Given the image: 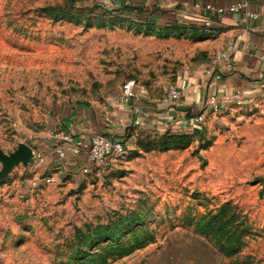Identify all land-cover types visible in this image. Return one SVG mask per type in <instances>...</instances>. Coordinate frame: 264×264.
Returning a JSON list of instances; mask_svg holds the SVG:
<instances>
[{"label": "rangeland", "instance_id": "374dc122", "mask_svg": "<svg viewBox=\"0 0 264 264\" xmlns=\"http://www.w3.org/2000/svg\"><path fill=\"white\" fill-rule=\"evenodd\" d=\"M181 10L0 0V172L33 151L0 175V264H264V89L190 129L134 128L87 173L38 165L53 130L109 110L126 81L159 102L208 60V27Z\"/></svg>", "mask_w": 264, "mask_h": 264}, {"label": "crops", "instance_id": "0c3cea01", "mask_svg": "<svg viewBox=\"0 0 264 264\" xmlns=\"http://www.w3.org/2000/svg\"><path fill=\"white\" fill-rule=\"evenodd\" d=\"M235 1H246L248 8L257 14L256 18H246L243 14H233L225 11L222 15L212 17L208 13L198 12L194 9L195 2L214 3L217 5L229 6ZM181 16L193 24H200L195 19L213 18V24L208 27V40L210 46L208 50V60L199 67H193L183 72L179 80L178 87L181 89V96L175 104L177 111L193 110L199 112L207 96L214 94L226 108L230 103L232 93L241 89L246 92V99L253 98L254 94L264 87L258 81L259 74L264 72V0H182ZM203 25V24H202ZM233 45L231 62L221 61L216 69L222 73V77L217 79L208 74L211 60L222 50ZM145 102L157 101L156 99H146L140 93ZM109 110L92 112L90 115H79L77 120L67 123V130L76 134H84L87 138L95 132L112 133L117 137H124L132 130L130 127V115L128 107L115 105L109 102ZM107 118L113 120L108 121ZM192 122V121H191ZM150 123L152 128L161 129L174 125V119H168L162 112L154 113ZM148 131V130H146ZM51 135V134H50ZM123 135V136H122ZM49 144L45 145L46 155L39 159L38 165L48 167L57 165L59 170H63L65 164H59L58 156L54 149V139L51 137ZM70 162L66 168L80 171L82 167L90 164L85 153L68 155Z\"/></svg>", "mask_w": 264, "mask_h": 264}, {"label": "built area", "instance_id": "2783aa9c", "mask_svg": "<svg viewBox=\"0 0 264 264\" xmlns=\"http://www.w3.org/2000/svg\"><path fill=\"white\" fill-rule=\"evenodd\" d=\"M194 9L198 12L208 13L212 17L222 15L225 11L233 14H243L246 18L257 17V14L248 8L246 1H235L227 7L211 2H195ZM195 20L205 26L213 24V18H196ZM233 50V45H230L225 50L217 53L211 60L208 74L215 76L217 79L221 78L222 73L216 69V66L221 61L231 62ZM262 59L264 61V57ZM258 81L264 87V72L259 74ZM140 93L136 81L131 79L121 86L120 92L110 101L115 105L128 107V114L130 115L129 128L151 131L153 130L150 123L152 116L154 113L162 112L168 119H174L178 127L190 129L201 123L208 112L218 113L223 110L222 103L214 94H211L207 96L199 112L185 110L177 111L175 115H172L176 101L181 96V89L178 86L171 87L159 102H145ZM231 100L233 103L242 104L246 100V92L241 89L235 90L231 95ZM107 120L113 122L110 118H107ZM51 137L54 139L55 153L59 158H65L70 154H86L90 164L80 170L86 173L93 166L100 167L108 164L111 157L123 154L126 150L124 138L117 137L112 133L95 132L87 138L84 134H76L70 130L60 128L53 130ZM38 157H40V154ZM47 181H51V178L49 177Z\"/></svg>", "mask_w": 264, "mask_h": 264}, {"label": "water", "instance_id": "95a60500", "mask_svg": "<svg viewBox=\"0 0 264 264\" xmlns=\"http://www.w3.org/2000/svg\"><path fill=\"white\" fill-rule=\"evenodd\" d=\"M32 155V149L25 144H21L19 149L12 155L3 154L1 158L5 160L6 165L5 168L0 172V175H5L9 173V171L14 167V165L19 163L20 161H29Z\"/></svg>", "mask_w": 264, "mask_h": 264}]
</instances>
